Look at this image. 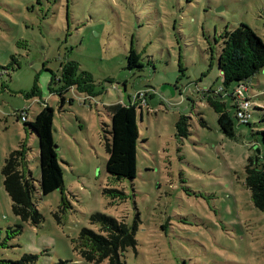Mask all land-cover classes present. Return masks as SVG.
<instances>
[{
    "label": "rangeland",
    "instance_id": "rangeland-1",
    "mask_svg": "<svg viewBox=\"0 0 264 264\" xmlns=\"http://www.w3.org/2000/svg\"><path fill=\"white\" fill-rule=\"evenodd\" d=\"M240 24L264 39V0H0V259L94 264L79 237L98 231L90 216L102 213L138 223L127 264H264V214L245 171L250 158L264 167V69L244 83L253 115L250 125L234 120L235 138L220 130L207 98L222 83L221 35ZM132 47L141 68H128ZM70 61L91 74L89 92L50 89L54 74L53 88L64 86L60 68ZM143 92L137 177L119 180L106 171V108ZM224 102L234 117L235 101ZM46 105L64 187L43 196L39 140L22 117L32 122ZM182 116L187 137L177 129ZM21 143L39 225L15 216L4 188L5 160Z\"/></svg>",
    "mask_w": 264,
    "mask_h": 264
},
{
    "label": "trees",
    "instance_id": "trees-1",
    "mask_svg": "<svg viewBox=\"0 0 264 264\" xmlns=\"http://www.w3.org/2000/svg\"><path fill=\"white\" fill-rule=\"evenodd\" d=\"M223 48L218 58V68L221 72L222 83L216 92L211 91L208 102L217 114L220 130L229 138H235L236 119L240 124L250 125L252 119L251 97L248 96V87L244 85L251 77L264 69V39L261 38L249 25L240 24L236 29L225 30L221 35ZM128 68L138 69L141 63V54L134 47L131 48L128 58ZM57 75H53L50 89L53 93L63 95L64 92L77 88L89 92L93 83L91 74L80 69L78 63L70 61L60 68L59 82L64 86L58 90L53 88ZM35 91L32 92L34 94ZM140 94V92L138 93ZM144 99L136 98L135 103L124 105L116 103L106 109L111 117L110 139L107 140L108 160L106 171L116 179L134 180L137 177L138 140L140 137L137 123V110L141 108ZM235 101L233 117L226 107L225 98ZM219 99V100H218ZM244 102L249 103L247 108ZM262 109L261 106H256ZM19 117V116H18ZM189 118L182 116L177 122V129L182 137L189 135ZM36 134L40 146V190L47 196L64 187L62 168L58 162L53 138L54 109L46 105L36 116L35 120L24 122ZM264 144V130L259 132ZM28 152L26 143L12 150L2 168L4 188L12 201L15 216L25 222L39 225L43 217L33 202L36 191L35 179L28 172ZM258 161V160H257ZM246 171V186L251 191L254 206L264 214V167L249 159ZM92 225H98V231L83 229L80 234L79 249L82 258L89 263L127 264L122 260L124 252L136 249V232L138 223L127 224L112 216L94 213L90 216ZM14 232L9 237H14ZM1 237V232H0ZM84 241L85 244H81ZM4 244L0 243V247ZM37 255L26 254L18 261L2 260L0 264H35ZM55 264H78L73 261H59Z\"/></svg>",
    "mask_w": 264,
    "mask_h": 264
},
{
    "label": "built area",
    "instance_id": "built-area-1",
    "mask_svg": "<svg viewBox=\"0 0 264 264\" xmlns=\"http://www.w3.org/2000/svg\"><path fill=\"white\" fill-rule=\"evenodd\" d=\"M141 95L143 96V94L141 93ZM144 97V96H143ZM139 98V97H138ZM249 106V103L244 102V107L247 108ZM22 120L25 122L27 119L25 117H22Z\"/></svg>",
    "mask_w": 264,
    "mask_h": 264
}]
</instances>
